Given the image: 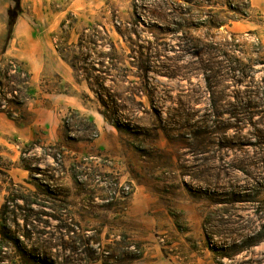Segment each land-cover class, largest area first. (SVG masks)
Here are the masks:
<instances>
[{
  "label": "rangeland",
  "instance_id": "rangeland-1",
  "mask_svg": "<svg viewBox=\"0 0 264 264\" xmlns=\"http://www.w3.org/2000/svg\"><path fill=\"white\" fill-rule=\"evenodd\" d=\"M19 5L53 52L72 45L64 54L86 59L120 126L104 120L83 71L70 85L33 83L83 109L26 103L25 90L13 99L10 86L29 77L13 43L3 55L14 2L0 0V69L12 66L0 106L17 113L3 117L34 123L31 141L10 138L0 153V264L26 261L15 244L70 259L60 245L76 236L108 264H264V0Z\"/></svg>",
  "mask_w": 264,
  "mask_h": 264
},
{
  "label": "crops",
  "instance_id": "crops-1",
  "mask_svg": "<svg viewBox=\"0 0 264 264\" xmlns=\"http://www.w3.org/2000/svg\"><path fill=\"white\" fill-rule=\"evenodd\" d=\"M4 22L1 24V35ZM47 42L41 35H35L31 25L28 24V19L25 20L19 17L17 22H15L11 39L6 44L4 43L5 49L3 55L7 53L11 43L14 44V48H18L15 49L17 53L14 55L29 76L28 86L32 93V98L25 99V102H35V99L38 98L46 100L54 106L65 104L74 110L83 109L79 101L80 99L75 94H68L66 91L55 92L47 88L44 89L43 86H41V90L39 87L37 89L33 87V83H38L39 80V83H44V86H47L49 81L46 80V76L56 78L57 83L60 85H70L73 81L72 70L62 60L57 51L53 52L51 50ZM16 44L18 47H16ZM33 111L35 112L36 110ZM33 126L34 123L17 125L9 118L3 117V113H0V153L3 149H6L5 147H9V149L13 147L9 145L10 138H17L20 141H31L34 136ZM8 172V175L18 177L16 178L17 180L25 179V171L19 168L8 170Z\"/></svg>",
  "mask_w": 264,
  "mask_h": 264
},
{
  "label": "trees",
  "instance_id": "trees-1",
  "mask_svg": "<svg viewBox=\"0 0 264 264\" xmlns=\"http://www.w3.org/2000/svg\"><path fill=\"white\" fill-rule=\"evenodd\" d=\"M244 1H247V0H244ZM13 2H14V8H10L8 10L7 37H6V41H4L5 44L7 43V41H9L11 39L15 22H17V18L19 16V14L21 13L20 5H19L20 0H13ZM241 16H244V15L241 14ZM64 23H65V21L60 24V29L63 32H64ZM84 43H85V41L83 40V37H81L79 39L77 45H76V48L80 51L82 48H84V45H83ZM71 47H72V45L68 46L64 50H59L56 48V51L58 52V54L60 55L62 60L68 65V67L71 70H73L74 72L83 71L86 73V75H87V77H86L87 86H88L90 91H92L94 94H96V96L98 98V102H99L100 106L103 108L102 111H99L100 114L103 115V117L105 118L104 120L107 123H110L111 125L115 126L116 128H119V126H120V124L118 123L119 119L115 118V113H112L111 111H109L108 107L106 106L105 96L103 94L104 86L99 82H95L94 84H92L90 82V81H92V78L88 77V74H87L86 59L78 58L74 55L69 56V55L64 54V51L71 52L70 51ZM110 48L113 52H115V49L112 46ZM10 62L13 63L12 60H10ZM15 67L16 66L13 65V68H15ZM10 68H12L11 65H9L8 68L0 69V88H1V79L2 78L7 79L9 71L11 70ZM15 72H16V70H15ZM22 73H24V75L29 77L26 72L22 71ZM23 84H25V85H22L21 82L18 81V82H16V84H13L12 87L10 86L11 93L14 96L13 99L17 98L16 96H18V95H22L23 90L26 91V98H24L23 100H25L27 98H29V99L32 98L31 97L32 93L30 92V88L28 86V80L23 82ZM19 104H21V103H19ZM14 105L19 107L18 104H14ZM0 113H6L10 119H12L13 114L17 115V113H15V112L10 113L9 111H6V112L3 111L1 106H0ZM36 145H37L36 141H33L30 144L31 147H34ZM24 168L26 170H28V172H31V170L28 169L27 166L24 165ZM38 206L41 207L42 205H38ZM30 217L31 216H28L27 217L28 219H26V218L24 219L26 227L29 225ZM49 219L57 220V218L55 216H49ZM70 226H72V225L62 224L59 228H60V230H64L65 233L68 235L70 233H73L72 235H74L75 231H73L72 227H70ZM2 236H4V233H2ZM24 237L26 238L27 241L30 240V236L28 235V233ZM71 239H73V238H71ZM76 240L78 242L76 244H73L72 246L66 245L64 242H61V245H60V247L65 252H69L71 254L70 259H68L67 257L63 258L62 255L60 254L61 250H58V251H57V249L53 250V246L47 247L44 249H37L36 248V249H32V250H28L25 247H24V249L20 248L17 246V244H15L16 245L15 247H16L17 256L20 258H24L26 260V261H22L21 264H72V262L75 260L73 256L79 257L78 259H80L82 261V264H94L95 262L101 261L100 259H97L95 257V255H93L94 251L89 246V243L86 242V240H84L82 237H78V236H76ZM14 241H15V243H17L16 239ZM106 255L108 256V252H106ZM101 263L102 264H108V262L105 260L103 262L101 261Z\"/></svg>",
  "mask_w": 264,
  "mask_h": 264
}]
</instances>
